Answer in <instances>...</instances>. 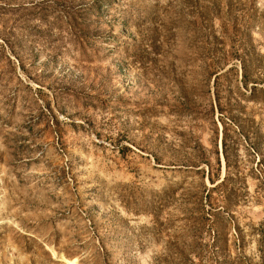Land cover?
<instances>
[{"label": "rangeland", "instance_id": "rangeland-1", "mask_svg": "<svg viewBox=\"0 0 264 264\" xmlns=\"http://www.w3.org/2000/svg\"><path fill=\"white\" fill-rule=\"evenodd\" d=\"M242 61L264 89V0H0V264L200 263L220 107L264 158ZM230 144L221 261L264 264V160Z\"/></svg>", "mask_w": 264, "mask_h": 264}, {"label": "trees", "instance_id": "trees-1", "mask_svg": "<svg viewBox=\"0 0 264 264\" xmlns=\"http://www.w3.org/2000/svg\"><path fill=\"white\" fill-rule=\"evenodd\" d=\"M242 67L245 86H248L250 83H254L253 90L251 91V101L259 103L262 109H264V89L259 88L258 86L259 82L256 81L258 79H255L257 76L256 71H247L243 61ZM218 110L221 113L220 120L223 125L222 153L226 163V176L221 182L214 183L215 180L213 176L217 174L218 168L212 165L209 157H205L203 159L209 168L208 177L215 186L208 189L204 198L196 203L192 212V220L198 228L208 232L210 237H212V243L211 247H202L201 255L198 258L200 263L193 261L192 264H224L223 261H221V256L225 248L222 246L226 245V240L224 238L225 230L228 224L231 225L234 223L233 209L236 206L231 200V193L225 192V188H228L229 185L235 186L239 182L242 183L239 168L237 166H233L230 161L231 139L239 134H247L252 142V150L255 156L259 158L258 165L264 160V158H262L263 155H261L259 151L260 149H258L260 145L258 131L254 129V126H252L254 121L245 119L243 117V112L238 110L230 109V111H228L230 113L228 117L224 115V109L220 107ZM216 155V166H219L220 160L218 158V153H216ZM258 174L260 176L259 179H261L264 183L263 169H260ZM215 194L217 195L215 196ZM238 232H241L239 226L235 231V235L238 236Z\"/></svg>", "mask_w": 264, "mask_h": 264}]
</instances>
